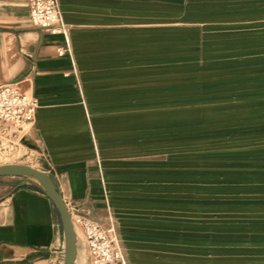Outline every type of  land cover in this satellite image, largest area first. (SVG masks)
Wrapping results in <instances>:
<instances>
[{
    "label": "crops",
    "instance_id": "obj_1",
    "mask_svg": "<svg viewBox=\"0 0 264 264\" xmlns=\"http://www.w3.org/2000/svg\"><path fill=\"white\" fill-rule=\"evenodd\" d=\"M59 1L71 43L63 55L64 37L32 24L28 0H0V84L19 83L38 100L29 135L42 151L38 168L67 204L113 222L128 264H212V250L198 249L196 216L182 217L175 201L181 101L165 94L166 82L180 83L181 34L196 33L185 24L205 21L181 0ZM222 1L212 15L221 20L210 22L236 23L239 40L255 35L245 28L256 25L260 0ZM15 178L0 196V264H63L54 204L31 183L14 188ZM240 201L242 235L253 241L240 257L264 261V181ZM80 251L77 242L76 264Z\"/></svg>",
    "mask_w": 264,
    "mask_h": 264
},
{
    "label": "rangeland",
    "instance_id": "obj_2",
    "mask_svg": "<svg viewBox=\"0 0 264 264\" xmlns=\"http://www.w3.org/2000/svg\"><path fill=\"white\" fill-rule=\"evenodd\" d=\"M181 1L196 21L205 22L185 24L196 27V33L181 34L180 83L165 86L166 96L179 94L181 101L175 201L182 217L196 216L198 249L212 250V264H264L240 257L253 241L243 237L246 228L238 214L243 207L239 193L264 181V0L254 3L260 15L254 27L245 28L255 31L245 40L238 39L236 23L210 22L221 20L212 15L222 13V0ZM37 145L30 136L14 137L0 123V165L38 168L43 161ZM15 180L0 177V196ZM204 230L210 237L205 242L199 237ZM86 257L80 251V264H89Z\"/></svg>",
    "mask_w": 264,
    "mask_h": 264
},
{
    "label": "built area",
    "instance_id": "obj_3",
    "mask_svg": "<svg viewBox=\"0 0 264 264\" xmlns=\"http://www.w3.org/2000/svg\"><path fill=\"white\" fill-rule=\"evenodd\" d=\"M32 24L53 35L64 37L63 46L57 47L60 55L71 53V43L63 20L59 0H28ZM37 98L19 83L0 84V123L14 137L27 139L35 124ZM67 204V203H66ZM73 226L83 254L89 264H128L115 225L105 224L67 204Z\"/></svg>",
    "mask_w": 264,
    "mask_h": 264
},
{
    "label": "water",
    "instance_id": "obj_4",
    "mask_svg": "<svg viewBox=\"0 0 264 264\" xmlns=\"http://www.w3.org/2000/svg\"><path fill=\"white\" fill-rule=\"evenodd\" d=\"M3 176L23 178L14 188L31 183L52 201L59 214L64 233L63 264H76L77 235L67 204L51 174L30 165L9 163L0 165V177Z\"/></svg>",
    "mask_w": 264,
    "mask_h": 264
}]
</instances>
